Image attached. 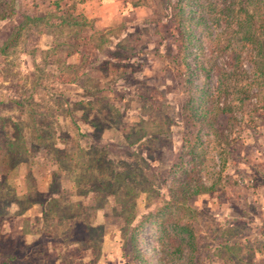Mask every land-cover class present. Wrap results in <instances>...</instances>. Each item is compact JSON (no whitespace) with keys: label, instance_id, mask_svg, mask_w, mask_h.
Listing matches in <instances>:
<instances>
[{"label":"rangeland","instance_id":"1","mask_svg":"<svg viewBox=\"0 0 264 264\" xmlns=\"http://www.w3.org/2000/svg\"><path fill=\"white\" fill-rule=\"evenodd\" d=\"M236 5L0 0V264H264L261 14Z\"/></svg>","mask_w":264,"mask_h":264},{"label":"trees","instance_id":"2","mask_svg":"<svg viewBox=\"0 0 264 264\" xmlns=\"http://www.w3.org/2000/svg\"><path fill=\"white\" fill-rule=\"evenodd\" d=\"M10 2L15 4L16 6L17 0H10ZM235 2L237 4L236 12L238 15L242 12L245 14L248 13L247 17L251 18L253 16L252 14H258V15L259 13L261 14V26L259 25L252 26V28L248 27L247 33H249L250 39L253 42L254 46L262 50L264 48V43L262 42V40L256 39L252 35L251 31L252 29H254V27L261 28L264 31V6H263L264 2L263 0H235ZM253 3H254V7H253ZM249 5H252V6H249ZM5 18H6V14L0 11V21ZM173 229H176L175 233L171 235L167 234V230H166V226L164 222L162 221L160 222L161 233H164V236H165L164 239L166 241V245H168V249H170L171 252L173 249L175 252L179 251L180 253H182L184 248H189V249L194 248L195 242H194L193 233L188 225L177 224L175 227H173Z\"/></svg>","mask_w":264,"mask_h":264}]
</instances>
